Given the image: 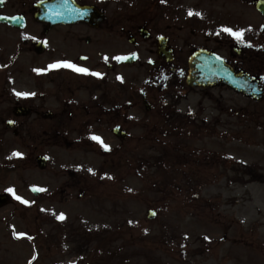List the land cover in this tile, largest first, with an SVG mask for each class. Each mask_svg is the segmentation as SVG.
I'll use <instances>...</instances> for the list:
<instances>
[{"label":"rangeland","instance_id":"obj_1","mask_svg":"<svg viewBox=\"0 0 264 264\" xmlns=\"http://www.w3.org/2000/svg\"><path fill=\"white\" fill-rule=\"evenodd\" d=\"M38 30L31 24L22 35L30 42ZM63 32L56 29L49 39ZM16 42L17 34L0 27V113L15 98L23 105L35 103L38 111L59 112L58 96L73 97L72 110L79 112L90 95L73 84L100 80V92L92 99L100 95V112L109 113L100 121V141L109 150L101 143L47 149L51 163L39 173L29 161L21 163L27 145L4 137L6 147L22 154L10 158L20 161L14 162L17 170L9 171L8 184L20 178L27 185L42 184L46 196L36 203L23 190L25 183L19 189L28 202L14 219L20 240L9 239L0 264H264V184L240 174L242 162L252 166L264 160V120L257 106L226 88L183 91L160 83L149 91L152 111L146 113L140 86L147 77L139 66L113 75L100 65L98 76L77 72L68 78L71 86L49 67L54 55L36 56L24 45L17 54ZM94 62L76 67L91 73ZM59 84L72 92L59 95ZM133 91L135 102L130 101ZM115 110L119 119L111 116ZM179 112L200 117L179 133L173 129ZM54 121L27 119L34 126L23 128L24 138L51 131ZM114 123L128 133L125 142L111 135ZM65 168L74 173L70 179L63 176ZM148 209L157 212L153 221L145 218Z\"/></svg>","mask_w":264,"mask_h":264},{"label":"flooded vegetation","instance_id":"obj_2","mask_svg":"<svg viewBox=\"0 0 264 264\" xmlns=\"http://www.w3.org/2000/svg\"><path fill=\"white\" fill-rule=\"evenodd\" d=\"M42 1L46 0H0L2 6L0 15L16 17L24 24L22 30L0 24L2 29L17 34V54L22 52L21 45L27 46L28 51L34 53L35 47L42 43L44 44L43 54L46 52L54 55L52 61L55 63L70 62L78 65L89 63L92 58H95L96 63L92 65V72L100 71V65L105 69L106 74L113 75L139 66L146 72L147 77L145 85L140 86L143 88L140 100L147 102L149 91L160 83H163L166 88L177 87L185 91L187 61L195 52L204 51L220 57L234 72L244 71L250 74L258 80V87L264 94V21L256 8V4L261 0H163V2L162 0H73L77 5L92 7L99 20L97 21L94 17L88 19L86 16L82 23L54 26L49 30L44 24H39L34 19L37 5ZM190 12L193 15H189ZM87 21H90L93 26ZM31 24L38 26L40 30H38L37 38L28 42L22 32ZM224 28L243 33L242 41L224 32ZM56 29H63L65 32L60 37L49 39ZM159 39L164 49L158 54ZM70 51H74V54ZM125 56H134L136 62L133 65L119 64L116 58ZM100 58L103 61H100ZM57 71V74L61 73L57 75L58 78L71 85L68 78L73 77V73H66L64 68ZM51 82L55 83V80ZM90 82L91 84L87 81H84L83 85L73 84V86L76 85L77 90L87 91L90 95L88 105L82 107L79 112L72 110L70 100H73V97L58 96L55 97L56 101L63 105L59 112L38 111L35 103L23 105L19 99L15 98L10 108H7L3 114L0 113L1 256L8 253L9 216L15 213L12 211L10 214L9 211V194L23 195L19 189L25 183L23 188L25 191L27 186L21 178L17 180V183L8 184L9 171L17 170V164L14 162H19L20 159L10 161V152L14 148L3 145L4 137L10 135L21 141L24 146L27 145L25 161L22 159L21 163L29 161L28 167L36 169V158L39 156L46 159L45 169H37L39 173L48 170L50 158L47 149L100 147V142L92 137L100 138V121L103 122V117L109 113L100 112V95L96 97L97 100L92 99L100 92V80L94 79ZM57 91L59 95H62L72 92V88L59 84ZM131 93L130 101L135 102L133 98H136V93L134 91ZM246 101L249 100L246 99ZM256 105L259 118L264 120V95ZM16 109H27V116H16ZM46 112L49 115L46 116ZM74 115L80 117L78 121ZM181 115L182 113H178V116ZM111 116L119 119L122 115L115 110ZM183 117L190 125V123L198 122L200 116L196 113L194 117H188L186 113H183ZM32 118L55 121L51 131H45L42 134L29 132L24 138L23 128L34 126L26 124L27 119ZM114 124L123 128L120 123ZM127 139L125 138L123 142ZM52 165L54 172L61 175V171H56L54 164ZM258 167L262 168L259 171L258 181L264 183V160L261 163L258 162ZM65 170L64 178L70 179L74 173L70 169ZM242 171L245 174L242 173L243 177L249 180L250 174L246 163L243 164ZM39 186L42 187V184ZM65 186L66 181L61 189L63 192L66 191ZM9 189L13 191L9 192ZM20 208L18 205V210Z\"/></svg>","mask_w":264,"mask_h":264},{"label":"water","instance_id":"obj_3","mask_svg":"<svg viewBox=\"0 0 264 264\" xmlns=\"http://www.w3.org/2000/svg\"><path fill=\"white\" fill-rule=\"evenodd\" d=\"M60 4H58L59 7H55L54 5L47 3L42 7V9L44 8L45 10L43 9V12L36 16L37 20L45 22L49 26L58 23H71L76 20H81L82 17H84L89 11L88 9L77 8L75 6H70L69 4L65 8V5ZM261 5L262 4L259 5L258 9L264 16V6L261 7ZM0 20L1 22L12 24L10 19L7 20L1 17ZM187 83L190 86L202 87L223 83L232 86L238 92H245L246 88H249L251 85H256L255 81L241 73L233 74L221 60L212 58V56L209 58L201 57V55H196L192 60H190V70L187 77ZM245 94L251 95L252 97L256 96L253 91H246ZM114 133L122 136V134L117 131ZM154 217L155 213L153 211L147 212L148 219H153Z\"/></svg>","mask_w":264,"mask_h":264},{"label":"snow or ice","instance_id":"obj_4","mask_svg":"<svg viewBox=\"0 0 264 264\" xmlns=\"http://www.w3.org/2000/svg\"><path fill=\"white\" fill-rule=\"evenodd\" d=\"M162 2H163V0H162ZM189 15H193V13L190 12ZM195 15H199V13H195ZM223 31L226 32V33H228L229 35L233 36V37H234L235 39H237L238 41H242V39H243V33H240V32H234V31H233L232 29H230V28H224ZM116 59L119 60V59H124V58H122V57H117ZM59 66H64V67L71 68L72 70H74V71H76V72H78V73L91 74V75H97V76L99 75L98 73H89V70H87V69H83V68H78V67H76L75 65H72V64L67 63V62H64L62 65H61V64L50 65L49 67H50V68H55V67H59ZM35 71L40 72L41 70H35ZM17 95H18V96H21V95L26 96V95H28V94H26V93H17ZM92 139H94V140L100 142V143H101V146H102L105 150H109V149H108V146H107L106 144H103V142L100 141V138H99V137H95V136H93ZM12 155H13V156H21L22 154H20V153H13ZM33 190H35V191H43V189H33ZM8 191H9V192H12L13 190H12V189H9ZM16 199H17V200H20L21 203H25V204L28 203L27 201H24L21 197H18V196H17ZM57 218H58V219H63V218H64V217H63V214H60V216H58ZM205 239H207V237H205Z\"/></svg>","mask_w":264,"mask_h":264}]
</instances>
